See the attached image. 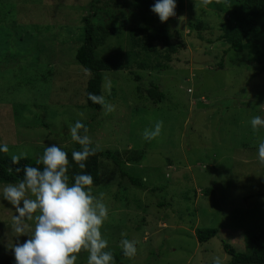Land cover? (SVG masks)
Masks as SVG:
<instances>
[{
	"label": "rangeland",
	"instance_id": "obj_1",
	"mask_svg": "<svg viewBox=\"0 0 264 264\" xmlns=\"http://www.w3.org/2000/svg\"><path fill=\"white\" fill-rule=\"evenodd\" d=\"M132 1L0 0V142L10 156L40 157L53 143L65 151L81 148L68 131L81 121L87 128L81 133L98 151L139 158L123 168L147 188L131 186L110 160H99L100 181L92 193L108 208L101 232L115 264H212L214 256L229 264L222 243L248 252L249 236L264 230V165L256 155L264 129L253 131L249 123L264 117L262 48L248 39L243 51L228 49L220 34L230 17L220 0H177L176 15L164 23L145 8L129 13ZM88 13L96 25L121 27L119 41L97 53L125 65L102 74L101 93L112 112L84 101L88 74L74 52ZM197 22L200 29L189 28ZM146 23L177 35L182 48L169 60L157 42L151 53L131 48L128 30ZM152 83L164 100L153 103L146 95ZM156 121H163L160 135L145 141L144 130ZM14 215L0 197V264H14L10 248L28 239L13 231ZM25 222L30 235L34 221ZM198 227L217 233L199 243ZM125 238L137 242L133 258L119 255ZM87 257L81 250L76 264H87Z\"/></svg>",
	"mask_w": 264,
	"mask_h": 264
},
{
	"label": "clouds",
	"instance_id": "obj_2",
	"mask_svg": "<svg viewBox=\"0 0 264 264\" xmlns=\"http://www.w3.org/2000/svg\"><path fill=\"white\" fill-rule=\"evenodd\" d=\"M202 2L207 5L210 0ZM176 7L177 0H155L150 10L164 23L176 15ZM103 87L110 93L111 81L106 79ZM88 99L107 112L114 110V105L104 95L89 93ZM249 123L253 131L264 129V117L259 115L253 116ZM162 127L163 121H156L152 128L144 130L142 138L145 141L155 139ZM81 130L87 132L79 120L68 129L71 141L81 146L80 151H72V161L84 169V161L94 155L97 148ZM8 151V145L0 142V152ZM256 155L258 163L264 165V139L258 142ZM26 158V153L13 155L12 163L18 164L20 159ZM35 164L37 166L17 168V172H23L22 178L17 183L0 187V197L16 212L12 217L13 231L17 237H28L10 248L14 264H76L81 250L88 253L87 264H115L108 241L101 232L108 218V208L102 198L92 193L93 177L81 172L74 174L70 182L68 153L55 143L44 148ZM25 221H34L30 235ZM136 244V241L122 239L123 256L133 258L137 253ZM212 264H222L221 258L214 256Z\"/></svg>",
	"mask_w": 264,
	"mask_h": 264
},
{
	"label": "trees",
	"instance_id": "obj_3",
	"mask_svg": "<svg viewBox=\"0 0 264 264\" xmlns=\"http://www.w3.org/2000/svg\"><path fill=\"white\" fill-rule=\"evenodd\" d=\"M154 3L153 0H133L128 5L129 13H139L143 8L150 10V6ZM219 4L222 8L228 11L230 21L221 26L220 39L224 40L228 45V49L234 52H241L245 48V41L252 39L260 45L264 54V0H220ZM118 11H121L116 7ZM190 29H200L201 22L189 23ZM82 38L81 43L77 46L74 52V59L78 65L88 74L84 89V101L89 108L100 110L101 106L95 104L88 99V94L102 95V74L104 71H119L125 68L124 63L116 57H100L97 53L104 48L110 41L117 39L119 41L121 27L115 29L112 26L96 25L92 21V15L88 13L81 18ZM129 44L131 48L141 47L146 52H155L154 43H160L164 46L165 57L167 59L174 54L178 49L182 48L180 41H177L178 36L164 29L162 26H153L148 23L141 27L130 28L128 30ZM177 41L174 43V41ZM29 54L30 50H25ZM260 54L258 53V56ZM169 60V59H168ZM161 69L166 68V64H160ZM135 81L139 80V76L134 75ZM139 89V87H137ZM146 95L153 103L164 100V93L159 90V87L152 83L145 90ZM47 127L46 124L41 123ZM81 148L66 151L69 159L68 175L71 177L74 174L81 172L90 174L93 177V185L99 184V160L105 158L110 160L117 168L120 177L126 178L131 186L138 189L146 190V186L142 178L136 177L123 168V164L129 161H138V157L120 158L118 155L109 150L98 151L94 155H90L85 161V168L80 169L77 164L72 161V151H80ZM39 157H29L20 159L18 164L12 163V156L9 153L0 152V182L13 183L18 182L23 172H17L16 169H23L25 165L37 166L36 159ZM91 186V187H92ZM211 190H205V193H210ZM217 233L215 228H196L194 231L195 237L199 243L208 241ZM251 249L248 252H239L226 243H222L224 252L229 257V264H264V230L259 233H253L249 236ZM119 255H123L120 252ZM116 258H118L116 256Z\"/></svg>",
	"mask_w": 264,
	"mask_h": 264
}]
</instances>
